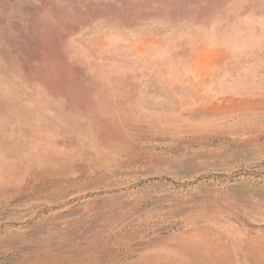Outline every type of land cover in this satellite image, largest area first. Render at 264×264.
I'll use <instances>...</instances> for the list:
<instances>
[{"label":"rangeland","instance_id":"obj_1","mask_svg":"<svg viewBox=\"0 0 264 264\" xmlns=\"http://www.w3.org/2000/svg\"><path fill=\"white\" fill-rule=\"evenodd\" d=\"M0 264H264V0H0Z\"/></svg>","mask_w":264,"mask_h":264}]
</instances>
